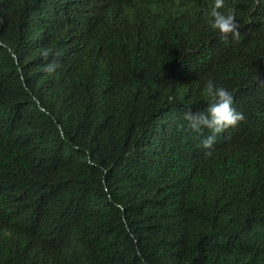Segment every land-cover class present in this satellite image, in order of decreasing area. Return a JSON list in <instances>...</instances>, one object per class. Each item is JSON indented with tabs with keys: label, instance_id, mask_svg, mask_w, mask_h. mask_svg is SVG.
Returning a JSON list of instances; mask_svg holds the SVG:
<instances>
[{
	"label": "trees",
	"instance_id": "obj_1",
	"mask_svg": "<svg viewBox=\"0 0 264 264\" xmlns=\"http://www.w3.org/2000/svg\"><path fill=\"white\" fill-rule=\"evenodd\" d=\"M0 264H264V0H0Z\"/></svg>",
	"mask_w": 264,
	"mask_h": 264
},
{
	"label": "clouds",
	"instance_id": "obj_2",
	"mask_svg": "<svg viewBox=\"0 0 264 264\" xmlns=\"http://www.w3.org/2000/svg\"><path fill=\"white\" fill-rule=\"evenodd\" d=\"M223 38L229 35L237 37L239 35V25L232 14H216L212 25ZM47 57L48 53H44ZM59 55V53H57ZM57 67L56 64L48 66L47 70L52 72ZM208 92L215 97V102L210 105L207 113L193 112L188 110L184 113L183 119L187 122V127L194 132H202L203 129H208L211 135L201 140L200 146L208 151L205 155H211L216 142V135L224 130L236 127L239 123L245 120V115L233 107L234 98L232 93L225 87H217L212 81H208Z\"/></svg>",
	"mask_w": 264,
	"mask_h": 264
}]
</instances>
